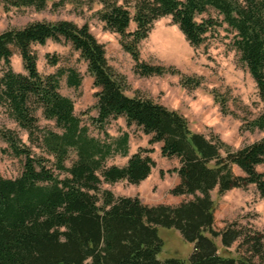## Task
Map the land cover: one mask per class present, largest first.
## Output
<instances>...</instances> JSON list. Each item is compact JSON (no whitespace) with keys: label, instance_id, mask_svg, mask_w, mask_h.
<instances>
[{"label":"trees","instance_id":"1","mask_svg":"<svg viewBox=\"0 0 264 264\" xmlns=\"http://www.w3.org/2000/svg\"><path fill=\"white\" fill-rule=\"evenodd\" d=\"M5 8L45 9L47 0H2ZM97 16L104 28L120 37V45L134 62L141 77L174 74L170 67L140 61L138 45L147 38L154 21L170 16L189 44L202 45L206 34L225 24L233 34L232 45L254 79L263 111L248 123V130L264 131V0H136L134 14L116 0H100ZM209 9L222 21L197 16ZM131 23L134 31H128ZM47 41L69 45L87 64L97 92V116L92 123L103 130L120 117L150 135L149 145L160 143L163 157L177 158L172 171L179 183L173 196H192L176 206H149L138 197H115L102 183L126 181L138 185L147 179L155 161L150 149H139L124 166L106 165L115 156H128L129 135L101 140L89 134L74 113L73 101L59 92V79L66 74L68 87L80 86L74 69L42 76L32 46ZM16 51L24 73L15 72L11 58ZM47 59L51 65L57 57ZM0 110L26 132L27 141L39 149L33 153L19 134L0 127L6 144L3 154L24 159L16 178L0 176V264H186L179 259L158 261L163 242L158 227L173 228L193 244L187 264H264V234L242 231L236 222L223 231L214 225L211 192L221 196L234 188L254 185L264 198V173L256 167L264 162V137L241 149L231 150L217 138L192 132L176 111L150 98L124 93L125 78L108 64L105 49L90 32L68 20L38 21L0 33ZM185 78L183 86L191 87ZM195 86L198 83L194 84ZM53 121L58 132L38 125L37 113ZM106 139L109 137L105 132ZM70 166L66 165L70 155ZM234 168L241 175L234 173ZM61 174L64 177L61 178ZM223 248L235 242L247 246L250 257L238 259L218 253L214 239ZM258 262H254L253 258Z\"/></svg>","mask_w":264,"mask_h":264},{"label":"rangeland","instance_id":"2","mask_svg":"<svg viewBox=\"0 0 264 264\" xmlns=\"http://www.w3.org/2000/svg\"><path fill=\"white\" fill-rule=\"evenodd\" d=\"M0 0V33L22 28L29 23L38 21L53 22L68 20L81 26L87 24L90 32L104 46L108 64L117 75L125 78L124 93L129 96H140L176 111L188 122L189 129L204 135L208 139H219L231 150L241 149L264 137V131L248 130V123L263 111L257 85L247 67L241 61L239 53L232 45L233 34L225 24L215 26L207 34L205 41L198 47L189 44L185 36L173 23L170 16L162 17L153 22L152 28L139 45L140 61L150 65L170 67L174 74L141 77L134 71V62L130 55L122 49L120 37L106 30L104 23L97 16L103 7L100 0H47L45 9L36 11L33 7L5 8ZM136 0H116L124 6L131 16L134 14ZM217 19L222 17L212 9L196 17V21ZM131 23L128 31H134ZM32 50L37 56V69L42 76L56 74L58 70L74 69L81 78L80 86L68 87L66 74L59 79V92L74 103V113L88 128L89 134L101 140H113L123 133L129 135L128 156L139 149H150L148 155L155 161V167L147 179L138 185L126 181L115 184L102 183L101 189L110 190L115 197H138L142 203L155 206L159 204L176 206L180 203L179 196L170 191L179 183L178 175L173 172L179 167L175 157L166 158L161 155L160 143L149 145L150 135L134 125L127 126L125 119L120 117L110 120L104 129H98L91 121L97 116V92L93 78L87 72V64L79 58L69 45L47 41L45 45H33ZM57 57L58 63L51 65L47 59ZM11 66L15 72L24 73L21 59L16 51L11 58ZM1 68V62H0ZM185 78L193 79L192 86H183ZM198 83V85H194ZM38 125L58 132L53 121L45 120L41 112L37 113ZM0 127L15 130L21 140L28 146L26 132L20 130L13 121L0 110ZM104 132L109 136L107 139ZM6 144L0 139V149ZM33 153L40 155L39 149L31 146ZM127 157L115 155L106 161V165L122 166ZM70 155L66 162L70 166ZM22 157L0 152V176L4 178L18 177L23 168ZM264 173V162L256 167ZM236 175H241L234 168ZM64 177L63 174L60 175ZM186 196V195H185ZM188 200L192 199V196ZM214 201V229L223 231L230 223L236 222L242 231L253 230L264 234V198H261L256 187L249 185L245 189L234 188L219 196L217 190L211 192ZM185 202V201H183ZM157 233L163 247L157 255L158 261L174 258L187 264L193 252V244L186 242L179 231L173 228L158 227ZM218 253L224 257L238 259L250 257L247 246L239 241L228 248H223L220 238L214 239ZM258 262L257 258H253Z\"/></svg>","mask_w":264,"mask_h":264},{"label":"crops","instance_id":"3","mask_svg":"<svg viewBox=\"0 0 264 264\" xmlns=\"http://www.w3.org/2000/svg\"><path fill=\"white\" fill-rule=\"evenodd\" d=\"M134 153H136V152H134ZM134 153L129 154V157H130L132 154H134ZM129 157H127V161H128V158H129ZM127 161H126V163H127ZM126 163H125V164H126ZM125 164H124V165H125ZM124 165H122V166H124ZM179 197L181 198V199H180L181 202H183V201H188V198H189V197H187V196H185V195H183V196H179Z\"/></svg>","mask_w":264,"mask_h":264}]
</instances>
